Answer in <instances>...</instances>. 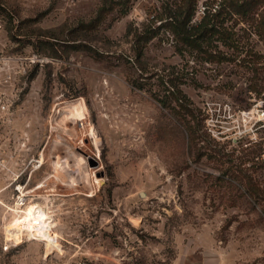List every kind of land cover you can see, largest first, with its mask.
Instances as JSON below:
<instances>
[{
	"label": "rangeland",
	"instance_id": "obj_1",
	"mask_svg": "<svg viewBox=\"0 0 264 264\" xmlns=\"http://www.w3.org/2000/svg\"><path fill=\"white\" fill-rule=\"evenodd\" d=\"M180 1L0 0V264H264V4L198 49ZM18 183L51 251L9 233Z\"/></svg>",
	"mask_w": 264,
	"mask_h": 264
},
{
	"label": "trees",
	"instance_id": "obj_2",
	"mask_svg": "<svg viewBox=\"0 0 264 264\" xmlns=\"http://www.w3.org/2000/svg\"><path fill=\"white\" fill-rule=\"evenodd\" d=\"M197 2V0H181L173 9L166 7V21L161 23V26L167 27L182 45L192 46L198 49H201L202 46L200 41L210 40L214 36H217V38L225 36L223 27L220 29L223 17L219 19L222 15L224 16V13L225 15L236 13L244 19L249 18L252 21L250 24H253L254 18L252 14L264 4V0H224L223 2L227 3L230 12L224 8L216 12L208 10L203 16L202 21L194 26L191 23V19L194 16ZM214 2H216V0H206V5L211 6ZM254 27L264 39V14H261L260 20ZM150 39V35L144 36L143 42L146 43ZM137 52L141 54V48L138 49ZM263 87L264 85H262L260 89H256V87H251V89L256 91L259 97L264 98V95L261 94ZM177 95L182 96L179 89H177ZM176 100H179V97H176ZM178 106L182 107L183 104Z\"/></svg>",
	"mask_w": 264,
	"mask_h": 264
},
{
	"label": "bare ground",
	"instance_id": "obj_3",
	"mask_svg": "<svg viewBox=\"0 0 264 264\" xmlns=\"http://www.w3.org/2000/svg\"><path fill=\"white\" fill-rule=\"evenodd\" d=\"M32 203L33 202H28L23 209L16 211L18 220L16 221V224H14L12 228L17 227L18 224H22L23 228L26 231L25 232L22 231L21 233H18V236L15 239H23L25 237L36 238L39 241L40 240L43 241L46 249L50 250L49 248H47L46 244L47 242H49L48 240L51 237L55 239L57 235L55 234L53 230V227L56 224L55 219L51 218V216H49L45 212V210L41 208L36 210V207H37L36 203H33L34 204L33 206L35 208L32 210V214L29 215L28 212H29L30 207L32 206ZM34 230L36 232H34ZM12 232L13 234H15V231H12ZM21 234H23L25 237L19 238ZM55 241L58 242L57 239H55ZM61 251H62V248H61Z\"/></svg>",
	"mask_w": 264,
	"mask_h": 264
},
{
	"label": "built area",
	"instance_id": "obj_4",
	"mask_svg": "<svg viewBox=\"0 0 264 264\" xmlns=\"http://www.w3.org/2000/svg\"><path fill=\"white\" fill-rule=\"evenodd\" d=\"M199 1L200 0H198L197 5L195 7V12H194V16L192 17V20H196L197 18H200V17L202 19L208 10H210L211 12H216L217 11L216 7L218 5H220V0H216V2H214L211 6L206 5V0H202L200 3H199ZM11 67H12V65H11L10 59L0 55V70L10 71ZM260 108L261 109H258V111L260 110V112L262 114H264V109L262 107H260ZM258 115H259V113H258ZM262 156L264 158V154H262ZM24 187H25V185H22L21 183H18L15 185V190L17 191V194H16L15 200H14L15 208L12 209L15 212L17 210L23 209L25 207V205L28 203V200H27V194L28 193H27V190L24 189ZM40 208L44 210V208L40 207L39 205H37L36 210L40 209ZM12 231H15V234H16L15 237H17L18 233H21L22 231L25 232L26 230L23 228L22 224H18L17 227L9 229V233H11ZM34 232H36V231L34 230ZM26 238H28V237H25V239ZM33 239H36V238H33ZM7 240H8V242H10L9 239H7ZM13 244H16V242ZM7 247H9V245Z\"/></svg>",
	"mask_w": 264,
	"mask_h": 264
},
{
	"label": "water",
	"instance_id": "obj_5",
	"mask_svg": "<svg viewBox=\"0 0 264 264\" xmlns=\"http://www.w3.org/2000/svg\"><path fill=\"white\" fill-rule=\"evenodd\" d=\"M92 160H93V166H95L96 165V161L94 159H92Z\"/></svg>",
	"mask_w": 264,
	"mask_h": 264
}]
</instances>
